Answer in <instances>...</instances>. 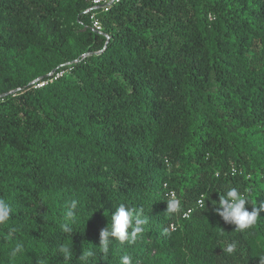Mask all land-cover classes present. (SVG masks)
<instances>
[{
    "label": "trees",
    "instance_id": "trees-1",
    "mask_svg": "<svg viewBox=\"0 0 264 264\" xmlns=\"http://www.w3.org/2000/svg\"><path fill=\"white\" fill-rule=\"evenodd\" d=\"M7 92L0 199L13 213L0 226V264L264 261V211L243 231L214 211L232 187L248 195L249 211L264 203V0H119L101 9L0 0ZM167 190L177 214L166 213ZM73 199L79 211L66 234ZM121 203L148 223L134 243L110 238L104 254L99 233ZM21 242L26 254L12 258ZM232 243L235 252H223ZM61 245L72 246L70 259Z\"/></svg>",
    "mask_w": 264,
    "mask_h": 264
},
{
    "label": "clouds",
    "instance_id": "clouds-1",
    "mask_svg": "<svg viewBox=\"0 0 264 264\" xmlns=\"http://www.w3.org/2000/svg\"><path fill=\"white\" fill-rule=\"evenodd\" d=\"M218 195V207H214L215 214L219 216L225 224L235 225L236 230L243 231L255 225L260 212L264 211V203H262L259 208L251 207V211H249L247 207L249 205L248 195L241 192L236 187L229 188L226 192L218 193ZM200 203L205 204V201L201 200ZM166 204V213L168 214L178 212L181 207L180 201L174 198V194H172V198H169ZM78 211L79 202L77 200L73 199L66 205L64 222L60 225L64 233H73V225L76 222ZM12 213L13 208L11 204L4 199H0V226L9 225ZM147 223L148 219L137 212L135 208L128 207L121 203L112 212L108 225L100 231V246L96 248L102 253L107 254L112 244L110 238H114L116 242H120L121 244L124 242L134 243L137 238L144 233ZM16 231V228L11 227L8 233L9 238H12ZM222 250L223 252L232 254L236 250V245L234 243L228 244L226 248ZM58 251L65 259H70L72 255V246L61 245ZM25 254V246L22 242L17 243L10 253L12 258ZM86 255L92 256L93 252L88 251ZM121 264H132V258L127 255L122 256ZM260 264H264V261H261Z\"/></svg>",
    "mask_w": 264,
    "mask_h": 264
},
{
    "label": "built area",
    "instance_id": "built-area-1",
    "mask_svg": "<svg viewBox=\"0 0 264 264\" xmlns=\"http://www.w3.org/2000/svg\"><path fill=\"white\" fill-rule=\"evenodd\" d=\"M89 1H90V3L92 4L93 9H98L99 7L106 8V7L110 6L111 4H113V3H115V2H118L119 0H89ZM90 11H91V9L85 11V13L90 12ZM90 19L92 20V29L95 30V31L98 32V33H101V25H100V23L94 18V15H93V14L91 15ZM163 187H164L165 189H167L168 186H167L166 183H164V184H163ZM172 194H174V198L177 199L176 194H175L174 191H172V190H167V191H166V197H167L168 199H169V198H172ZM200 201H201V200H198V201H197V204H198L199 206L201 205ZM190 211H191V210H187V211H185L184 213H182V214H181V218H182V219L188 218V216H189V214H190ZM177 213H178V212H176L175 214H177ZM170 228H171V229L174 228L173 224H170Z\"/></svg>",
    "mask_w": 264,
    "mask_h": 264
},
{
    "label": "water",
    "instance_id": "water-1",
    "mask_svg": "<svg viewBox=\"0 0 264 264\" xmlns=\"http://www.w3.org/2000/svg\"><path fill=\"white\" fill-rule=\"evenodd\" d=\"M101 8H102V7H99V9H101ZM54 71H55V70H53L51 73H49V74L46 75V76L51 75ZM41 79H42V77L36 79L34 82H37V81H39V80H41ZM32 83H33V82H32ZM11 93H12V92H7V93H5V94H3V95H0V97L7 96V95H9V94H11Z\"/></svg>",
    "mask_w": 264,
    "mask_h": 264
}]
</instances>
